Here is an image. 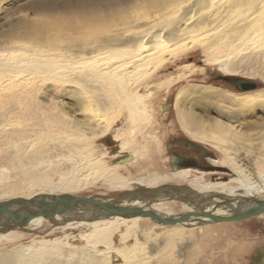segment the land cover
I'll return each mask as SVG.
<instances>
[{
  "label": "rangeland",
  "instance_id": "obj_1",
  "mask_svg": "<svg viewBox=\"0 0 264 264\" xmlns=\"http://www.w3.org/2000/svg\"><path fill=\"white\" fill-rule=\"evenodd\" d=\"M153 1L0 0V170L4 171L9 185H17L18 188H14L15 192L26 194L24 191L27 190L28 184L19 181L22 179L21 174L19 173L20 176L17 177L16 171H13L11 163L15 162L18 149L15 150L11 145L16 143L21 155L25 156L23 149L27 147V141L24 139L26 133L25 137L32 133L33 137L30 140L35 137L36 144L31 147L25 158L29 157L28 160L32 161L44 149L48 151L47 159L52 166L49 169L50 187H47L46 191L52 189L54 194H63L67 191L70 194L95 196L98 199H112L122 190L104 184L98 176L97 168L90 169L88 165L80 164L78 157L81 154L82 158L97 159V155H101L106 149V154L102 156L105 165L118 164L116 161L119 158L129 154L120 152L114 156L119 150L118 141L114 137L118 134L124 133L128 136L127 133L137 132L134 138L137 143L130 152L135 155V159L133 157L118 170L121 175L126 174L125 176L138 175L151 169L153 165L174 171L170 167L173 154H190L204 158L207 148L221 155L216 147L190 138L180 127L176 117V93L179 88L187 84L211 85L236 93L232 86L218 80L220 76L229 74L246 76L252 81L259 82L257 89L264 88L262 78L264 44L262 46V43L260 45L252 43L239 33L229 34L222 29L208 28L203 36L204 39L201 37L188 48L184 49L180 46L172 52L165 53L170 62L154 74L156 80L150 86L146 87L144 84L149 79L141 77L143 81L140 80L138 89L139 94L144 95L146 92L145 95H149L159 80L174 78L180 72H184L181 80L176 82L170 91L162 90L152 100L155 104L165 95L166 103L174 102V105L167 110L166 103L161 106L164 116L160 118L154 129L153 127L139 129L136 124L126 122L124 112L114 111L116 104L114 101L109 102L107 98L109 95L100 89L106 84L113 91H118L117 84L113 85V82H97L99 60L97 55L94 56L97 54L94 50L97 49L98 44L103 43V38L110 36L115 27L126 28L124 25H128L127 21L131 19L129 17L139 15L140 12L136 10H143L140 15L144 12V15L148 16L150 15L148 13L162 10L168 0ZM254 1L255 6L251 5L256 8L259 0ZM182 11L175 15L178 16L176 20L172 16L165 18L163 24L167 30L173 27ZM78 61L83 63H76ZM17 69L23 70L24 73ZM11 74H15L16 77L10 76ZM105 92H108V86ZM110 97L114 98V96ZM97 111L106 113V118L112 119L110 131L100 137L97 136ZM193 111L200 122L226 120L224 117H218L216 108H203L200 105L193 107ZM69 119L75 120L77 124L63 128L64 125L69 124L66 123ZM37 127L41 128L39 132L45 134L37 137L40 133L35 135L33 130ZM81 129L84 131L81 132ZM51 130L57 133H52L53 136H50ZM122 137L123 135H120L118 140ZM50 141H59L64 150L57 156H51L53 143ZM194 141L201 145L196 152L193 151L192 144H189ZM42 144L44 148H41ZM70 145L79 146V150H74L69 147ZM66 156H70L72 162L79 164L75 175L73 173L68 175L77 181L78 187L71 189L61 186L63 177H60V174L72 164L71 161L70 164L67 163ZM209 174L206 170L191 171L192 176H201L205 181L212 180ZM176 186L186 187V185ZM29 190L30 193H34V189ZM41 193L48 192H39L35 195H42ZM176 212L180 213V210ZM144 223L137 226L138 231L133 228L130 233L131 239L136 238L140 242L138 249L140 256L135 258L139 259L136 264H256L261 247L264 246V214L219 224H202L205 226L202 227L204 231H199L200 234L195 230L197 228H194V231L191 229L187 231L188 226H183L186 232L175 237L171 236L170 231L174 228L169 225L155 226L151 220H146ZM142 224L145 226L143 227ZM70 232L54 229L49 224L41 226L36 231L19 230L21 237L0 243V253L7 252L16 245L30 244L39 239L64 238L70 235ZM72 242L76 245L84 244L82 240L77 239ZM74 262L77 264L75 260L69 261V264ZM39 264H51V259ZM58 264H68V261L62 259ZM262 264H264L263 258Z\"/></svg>",
  "mask_w": 264,
  "mask_h": 264
},
{
  "label": "bare ground",
  "instance_id": "obj_2",
  "mask_svg": "<svg viewBox=\"0 0 264 264\" xmlns=\"http://www.w3.org/2000/svg\"><path fill=\"white\" fill-rule=\"evenodd\" d=\"M144 1L148 0H141V2ZM247 1L248 5H246ZM156 2L155 5L158 3ZM165 4L167 5L162 3L165 9L163 7L160 11L156 9L157 12L154 13L147 12L150 14L148 16L144 15V12L143 15H140L143 10L137 8L136 11L140 12H138L139 15L136 13V16H130L131 19L126 20L129 26L124 25L126 28L123 26V28H119L118 26V28L115 27L114 31L111 29L110 36L103 38V43L98 44L97 49L94 50L97 52L94 56L97 55V60H99L97 76L100 79L97 78V82H113V85L117 84L118 87V91H113L109 85L103 84L100 89L109 95L107 96L109 102L114 101L116 104V110L114 111L124 112L126 122L136 124L139 129L155 128L160 118L164 116L161 106L166 103V96H161L155 104L152 102L153 98L162 90L170 91L173 85L181 80V75L184 73L180 72L174 78L168 77L159 80L149 95H145L146 92H144L145 96L139 94L140 80L143 81V78L149 79L144 84L146 87L150 86L156 80L154 74L170 62L167 60L165 53L172 52L180 46H183L184 49L188 48L197 40L199 41L201 37L203 38L208 28L222 29L229 34L239 33L240 36H244L252 43H259V45L262 43V46L264 44V0H259V5L256 8H254L256 4L254 0H168ZM251 4H254V6L252 7ZM159 5L161 6V4ZM181 10H183L181 16L173 27L167 30L163 24L165 18L175 17ZM136 11L134 10V13ZM177 17L174 19L176 20ZM123 23L121 24L123 25ZM170 35H172V39ZM204 45L206 44L204 43ZM94 56L91 55V57ZM79 62L81 61L76 63ZM21 72L24 73L23 70ZM262 78L264 79V71L262 72ZM107 86L108 92H105ZM110 96H114V98ZM200 105L203 108H216L218 117H224L226 120L217 119L210 123L200 122L193 111V107ZM175 108L178 123L183 131L192 139L216 147L221 155L218 160L213 162L228 167L233 173L232 177L227 181H205L201 176H192L191 169L171 171L167 168H157L154 165L151 169L140 172L138 175L125 176L126 174L121 175L118 171L121 167L123 168L125 163L114 166L105 165L102 156L106 154V149L103 147L105 151L101 155H97V159L95 157L82 158L81 154L78 157L80 158V164L88 165L90 169L97 168L98 176L101 177L104 184L110 188L122 190L120 194L112 199L100 200L131 209H152L163 217H170L204 208L200 204L194 205L169 196L167 191H170V188L176 185H186L199 194L201 196L199 202L208 198L213 199V202L218 205L205 208L213 210L216 214H227L231 211L226 207L227 205L221 206L223 204L221 202L228 204L229 201L235 200V202H232L234 205L240 203L242 199H252L253 201L264 199V117H262V114H264V88L234 93L211 85L187 84L177 91ZM260 113L262 114L260 115ZM97 121V136H104L112 127V119H107L106 113L97 111ZM66 123L69 124L64 125L63 128L77 124L75 120L70 119ZM40 129L38 127L33 129L35 135L40 133L37 137L45 134V132H39ZM82 131L84 129H81ZM52 133L56 134L57 131L51 130L50 136H53ZM31 134L26 137L24 135V139L27 141V147L25 144L26 148L23 149L25 156L30 152L31 147L36 144L34 142L35 137L30 140L33 137ZM118 135L114 137L118 141L119 150L116 151L114 156L120 152H126L135 159V155L130 152L137 143L134 139L137 132L127 133L128 136L121 133L120 135H123L121 140H118V137H120ZM29 140L30 142H28ZM49 140L51 139L49 138ZM50 142L53 143L51 145L53 147L51 156H57L59 152L64 150L59 141ZM13 146L15 150L18 149L15 162L11 163L13 171H16L17 177L20 176L19 173L21 174L22 179L19 181L27 182L28 188L27 190L24 188L26 191L21 189L26 194L15 192L14 188L17 185H9L4 171L0 170V201L9 200L10 198L29 199L40 197L50 202L54 201L56 197L60 198L70 194L67 191L63 194H54L52 189L46 191V188L50 187L49 169L52 166V163L47 159L48 151L46 152L44 149L41 154L34 160H30V162L29 157L25 158L24 154L21 155L16 143L11 145V147ZM47 146L49 147V145ZM44 147L42 144L41 148ZM69 147L79 150L77 145H70ZM65 158L63 157V159L68 160V164H70L69 161H73L70 156ZM174 159L171 156V160ZM78 165V163L72 162L64 172H61L60 177H63L61 178V186L63 188L78 187L76 179L68 176L72 173L75 175ZM9 171L11 172L10 169ZM180 182L182 183L180 184ZM29 189H34V193H30ZM39 192L48 193L35 195ZM10 207L21 213L29 208L27 204L21 202L12 204ZM176 210H180V213H177ZM144 220H151L155 226H167L159 224L151 217L141 215L123 216L118 214L104 216V211L101 209H79L71 211L67 215L59 214L53 219L42 215L35 216L23 227L0 229V243L14 241L21 237L22 234L19 233V230L36 231L47 224L60 231H71L70 235H66L64 238L39 239L30 244L16 245L7 252L0 253V264H39L40 262L45 263L48 259H51V264H58L62 259L68 261V264L71 260H75L77 264H136L139 259L136 260L135 258L140 256L138 253L140 242L136 238L131 239L130 233L133 228L138 231L139 227L137 226L141 223L145 224ZM205 220L208 221V219ZM169 226L173 227L174 230L179 229V231H170L171 236L175 237L186 232V229L182 228L183 226H188L186 227L188 228L187 231L190 229L194 231V228H197L195 230L199 233V231H204L202 227L205 225L198 226L197 222L189 221ZM143 231L147 230L143 229ZM76 239L82 240L84 244H74L72 241ZM261 252L264 260V246L261 247ZM117 260L120 262H116Z\"/></svg>",
  "mask_w": 264,
  "mask_h": 264
},
{
  "label": "water",
  "instance_id": "obj_3",
  "mask_svg": "<svg viewBox=\"0 0 264 264\" xmlns=\"http://www.w3.org/2000/svg\"><path fill=\"white\" fill-rule=\"evenodd\" d=\"M226 78L229 80L232 79L238 84H242L244 91H249L248 89H251V87L255 86V83L249 78H246V76H236L233 74H229L226 76ZM252 90H255V88H253ZM171 156L173 158H176V160H180L181 158L176 154H173ZM132 159V155L126 154L123 158L117 160L116 162L118 164H122L127 163ZM171 165L174 170L178 168V165L173 161L171 162ZM170 189V191H167V193H169V196L194 205L200 204L204 208L196 211L193 210L184 212L176 216L163 217L152 209L146 210L140 208L131 209L127 207H120L113 203L106 202L105 200H100L95 196L66 194L60 198L56 197L54 201L50 202H47L40 197L29 199L12 198L9 200L0 201V229H3L5 227H23L35 216L42 215L49 219H53L59 214L67 215L69 212L79 209H101L104 211V216L118 214L123 216L141 215L144 217H151L153 220L162 225H176L178 223H185L189 221L197 222V225L206 223H220L225 221L243 220L264 213V199L256 201H253L252 199H242L240 203H236L234 205L232 202H235V200L229 201L230 203L228 204H226L225 202H221L223 203L221 204V206L227 205L226 207L231 209V211L227 214H216L213 210H208L207 208H205L213 206L216 207V205H218L217 203L213 202V199L208 198L203 200L202 202H199L198 200L201 199V196H199V194L195 193L193 190L189 189L187 186H173ZM20 202L22 204H27L29 207L24 213L18 212L17 209H13L12 207H10V205ZM205 219H208V221ZM256 264H262L261 252L259 253V259L258 261H256Z\"/></svg>",
  "mask_w": 264,
  "mask_h": 264
},
{
  "label": "flooded vegetation",
  "instance_id": "obj_4",
  "mask_svg": "<svg viewBox=\"0 0 264 264\" xmlns=\"http://www.w3.org/2000/svg\"><path fill=\"white\" fill-rule=\"evenodd\" d=\"M218 80H222L224 83H227L228 85L232 86L234 90H236L238 92H246L243 90V86L242 84H238L237 82H235L232 79H227L226 76H220ZM255 83L254 87H251V89H248L249 91H251L253 88L257 89L259 88V82L253 81ZM235 92V91H233ZM174 102H167L166 103V110L169 107H173ZM110 140V138H108V141ZM191 146H193V151H197L198 147H201L200 144H198L197 142H190L189 143ZM199 150V149H198ZM206 150V156L204 158H197L194 157L193 155L190 154H180L178 155L180 158V160H176V158L173 160V162H175V164L178 165V169H184V168H188V169H192V170H206V172L210 173L209 177L212 178V180H224L227 181L229 180L233 173L231 172V170H229L228 167L226 166H222L219 164H215L213 161L218 160V158L220 157L218 154H216L215 152L208 150L207 148ZM205 152V151H204ZM177 155V154H176ZM170 167L173 169L171 162H170ZM199 168V169H197ZM174 170V171H176ZM214 176V177H213Z\"/></svg>",
  "mask_w": 264,
  "mask_h": 264
}]
</instances>
